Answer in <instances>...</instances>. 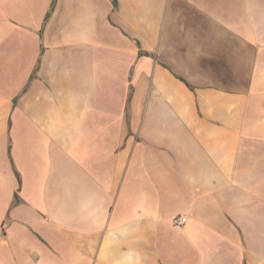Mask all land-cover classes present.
Here are the masks:
<instances>
[{"label": "crops", "instance_id": "1", "mask_svg": "<svg viewBox=\"0 0 264 264\" xmlns=\"http://www.w3.org/2000/svg\"><path fill=\"white\" fill-rule=\"evenodd\" d=\"M0 264H264V0H0Z\"/></svg>", "mask_w": 264, "mask_h": 264}, {"label": "built area", "instance_id": "2", "mask_svg": "<svg viewBox=\"0 0 264 264\" xmlns=\"http://www.w3.org/2000/svg\"><path fill=\"white\" fill-rule=\"evenodd\" d=\"M186 220L185 216H179L175 219L177 223H183Z\"/></svg>", "mask_w": 264, "mask_h": 264}]
</instances>
